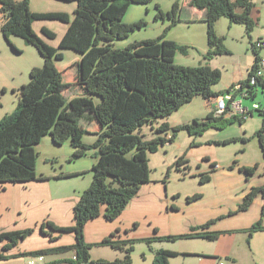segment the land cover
I'll use <instances>...</instances> for the list:
<instances>
[{
    "label": "trees",
    "instance_id": "16d2710c",
    "mask_svg": "<svg viewBox=\"0 0 264 264\" xmlns=\"http://www.w3.org/2000/svg\"><path fill=\"white\" fill-rule=\"evenodd\" d=\"M76 2L73 17L66 11H32L31 0H0L4 23L1 31L10 43L12 36L23 37L27 44L38 48L45 59L42 67L35 66L30 71V81L19 88L16 109L5 114L0 121V183H24L37 176L39 145L50 134L53 142L63 145L71 140L75 148L74 157L87 155L94 151L92 166L93 179L90 186L82 192L74 206V224L69 227L56 226L49 220L41 223V231L53 238V231L74 232L76 241L69 245L46 247L8 254L20 241L35 232L34 227L26 230L0 231V261L15 257L61 254L73 251L71 257H62L52 264H91L95 261L90 256L92 244L85 241V226L88 221L104 215L110 221L117 219L141 187L149 182V154L159 150L167 142H174L176 133L186 129L191 135L202 134L210 127L224 128L246 117L239 115H215L211 111L206 118L192 123L171 126L163 122L156 132L172 130L169 137L155 136L145 139L142 129L146 125L154 128V121L167 118L179 110L185 103H190L196 96L212 99L229 92L214 90L221 81L222 71L209 64L217 54L227 52L223 38L217 35L216 23L221 17L230 23L243 24L250 34L256 22L251 14L256 6L253 0H192L198 9H206L209 50L205 62L197 66L180 65L175 62L177 54L189 53V45L180 44L165 35L116 47L115 43L127 39L132 32L146 25L144 20L132 24L124 17L133 4H149L152 0H64ZM156 18H169L172 27L177 24L180 4L175 1L171 11L164 12L156 4ZM40 20H55L68 23L64 35L55 47L37 32L33 24ZM167 27V29L169 28ZM42 33L56 39V33L43 27ZM11 45H13L11 43ZM13 47L17 50L15 45ZM79 52L80 60L68 70L57 67L56 60L64 58V50ZM251 72L241 82L249 84L250 75L260 59L258 50ZM68 71V72H67ZM76 74L83 89V95L68 100L64 88L68 84L66 74ZM259 87L264 91V77L251 86L250 97L257 95ZM94 95L101 99L95 102ZM264 118V102L257 109ZM254 112H252L253 114ZM86 133L97 134L93 143L83 141ZM166 133V134H167ZM264 153V120L256 132ZM247 139V138H246ZM188 162L183 155L177 165ZM236 164V163H235ZM259 163L251 167L243 165L240 169L247 174H254ZM232 167L234 165H231ZM62 175L70 176L66 173ZM210 177L206 176L205 180ZM264 193V187H254L244 196L238 210H247L258 193ZM200 195L188 197L194 200ZM213 221L202 225L208 228ZM49 226V229H46ZM257 230H264L260 221L246 230L250 237ZM105 237L100 244L124 250L125 257L115 263L131 264V252L134 239L125 242ZM220 236L215 231H196L163 238H207L217 240ZM160 238V239H163ZM150 242L149 239H144ZM142 240V241H144ZM129 244V245H127ZM181 254L168 249H161L155 257V264H169L172 257ZM97 263H108L101 259ZM110 263V262H109Z\"/></svg>",
    "mask_w": 264,
    "mask_h": 264
},
{
    "label": "crops",
    "instance_id": "0c3cea01",
    "mask_svg": "<svg viewBox=\"0 0 264 264\" xmlns=\"http://www.w3.org/2000/svg\"><path fill=\"white\" fill-rule=\"evenodd\" d=\"M48 1H54L58 5H54L56 8H53L52 6L50 8L41 9L40 7H36L33 1H31V10L40 12L51 10L66 11L73 17L74 10L77 6L76 2L65 3L59 2L58 0ZM174 1L175 0H172V2ZM176 1L179 2L181 8L179 17L182 18V13L185 9H188L190 12V17H188L189 23L207 24L206 9H198L194 7L192 5V0ZM253 1L256 4V8L254 9L252 18L256 24L261 26V29H264V0ZM48 21L52 20L35 21L33 27L40 35H43L48 43L53 44L52 40H50L51 38L45 36L41 31L43 27H47L56 33V31L50 26L51 22ZM182 21H185V19ZM2 23H4V15L0 10L1 33ZM61 23L63 25L55 23L54 25L62 28V35L69 24L64 22ZM230 24V26H232L234 23ZM1 33L0 35H3V33ZM261 34L262 30L256 38L253 36L250 37L253 45ZM119 42L122 43V40L115 43L116 47H118L117 45ZM11 43L15 45L17 50L13 47V45H11ZM253 45L252 47H254ZM32 46L27 44L23 37L12 36L9 43L6 37L3 36L2 38L0 36V121L5 114H10L16 109L17 100L19 99V88L30 81L27 75L29 70L34 66H40L44 63L42 55L40 54V56H37V52L34 50V46ZM29 52L32 53L31 60L24 62V57ZM262 52L263 50H259V55H262ZM67 53V49H65L64 58H66ZM80 55L75 57L72 64L67 65L61 70L66 71L74 64H77L80 60ZM215 58L216 56L213 59ZM213 59L209 60V64L211 66L214 65ZM202 62H205L204 58L200 63ZM251 68L252 66L250 68L248 67L245 70L244 75H241L243 78L242 80H244L246 73L250 74ZM66 76L68 84L64 88V94L66 95L67 91L74 88L72 85H76L78 91L76 94H73L75 96L71 100L82 96L83 89L76 74L67 73ZM234 82L235 81H232L231 84L235 85ZM219 83L214 86V90H217ZM205 100L209 103H213L214 108L213 110H210L214 111L217 104L216 97H213L210 100ZM164 121L169 122L168 119ZM164 121H162V123ZM86 135L91 136L89 138L91 141H89V139L86 140ZM49 136L51 135H46L42 142L35 146L37 151L44 142L49 143L44 146L53 147L52 149L54 150V145L58 144L52 142V136ZM169 136V134H166V137ZM96 139L97 134L94 133H86L83 136V141L86 143H93ZM68 142L71 143V140ZM85 156L86 155L82 157ZM59 158V155H57V157L53 155L52 157L48 156L47 160L51 159V162H53L59 160ZM91 164L93 166V162ZM243 165L251 167L255 164L247 165L246 163H236L232 167L231 165L227 166L214 162L210 167V175H208L210 178L206 180L205 183L206 191L198 198L187 202L180 201L178 199H171L165 189V183L163 182L156 183L150 180L145 183L117 219L110 221L102 214L96 219L93 218L87 222L85 226V241L94 245V247L99 248L98 250L93 249L92 254H94V259L97 258V260L93 259L95 263L93 262L91 264H121L115 263V260L125 257L124 250L113 248L112 246H109V244H100L105 237H110L115 232H118L115 235L116 237L113 238L116 241L124 240L127 242L130 239L151 240L150 243L144 240V243H148L151 251L148 255L144 253V256L145 258L146 256L149 257L153 264H155L154 260L156 254L161 249H168L169 251L181 253L178 256L172 257L169 264H178L183 262V264H202L201 260L200 262H196L195 260L206 256H213L215 258L216 261L212 262V264H216L217 260L221 257H229L232 262L236 264L239 250V248H235L234 244L236 235L239 232L247 233L246 230L251 228L258 221H260L264 227V193L259 192L247 210H238L244 196L247 195L252 188L264 187V162L262 164L259 163L254 174H247L246 171L240 169ZM37 172V176H45L46 178H40L37 180L34 179L24 183H0V231L26 230L33 227L35 229V232L29 235L25 240L18 243L13 249H10L7 252L8 254L30 250L35 251L41 248H51L63 244L69 245L76 241V234L74 232L61 233L60 231H53V238L48 235L50 238L49 240L46 237L47 234L45 235L42 233L40 225L42 222L49 220L59 227L72 226L75 221L74 206L79 200L82 192L85 191L84 188H86V186L81 187V185H78L77 182L71 181L69 178L73 175H62V173L66 172L64 170L61 171V174L58 175V177L54 176L59 174L58 169H54L53 173H47L37 167ZM66 173H72V171H67ZM59 178L64 179L65 182H59L57 180ZM92 179H90L91 182ZM86 184L88 186L89 183ZM209 221L213 222L208 228H201L202 225ZM193 227H196V231L200 232H219L220 236L218 241L222 238H224L225 241L222 245H217V247L205 252L190 249H187L186 251L178 250L169 247L167 243L163 242V239H165L163 237L174 236L184 232L188 233L192 231ZM255 236L256 238H260V240L264 239V230H257L253 234V239ZM200 239L203 240L207 238ZM250 249L252 250L251 247ZM260 251L264 254V250ZM181 255L183 256L181 258L182 260L176 262L175 258L181 257ZM58 258L60 257L53 258L49 263H52ZM101 259L108 260L110 263L96 262ZM45 260L46 259H44V261ZM0 262H7L6 264H29V257H15L5 261L1 260ZM224 263L226 264L225 261ZM131 264H134V262Z\"/></svg>",
    "mask_w": 264,
    "mask_h": 264
},
{
    "label": "rangeland",
    "instance_id": "374dc122",
    "mask_svg": "<svg viewBox=\"0 0 264 264\" xmlns=\"http://www.w3.org/2000/svg\"><path fill=\"white\" fill-rule=\"evenodd\" d=\"M31 1H33L36 7H40L41 9L50 8L52 6L53 8H56L54 7V5H58L54 1L48 0ZM58 1L65 3L70 2L64 0ZM174 2H172V0H152V2L147 5H132L129 8V11H127L124 17V21L132 24L134 22L144 20L146 25H144L140 29H136L130 34L127 39L122 40V43L119 42L117 46L124 47L127 44L136 41H141L144 39H155L159 36L161 37L162 35H165L168 39H172L178 43L187 44L190 46L188 54H183L180 52L177 54V58H175L177 64L189 66L199 65L201 60L205 58L209 50V40L207 33L208 24L205 25L202 23H189L188 17H190V12L188 11V9H185V11L182 13V18L179 17L181 11L178 13L177 24H174L172 27H169L172 23L169 18H166L164 20L156 18V4H159L164 12H168L171 11ZM255 8L256 7H254V9ZM184 19L185 21H182ZM48 22H51V28L54 29L57 33L56 35H58L55 40L54 38L50 39L52 40V43L55 45V47H57L65 32L61 35L62 28L59 26H55L54 23L58 25L63 24L55 20ZM230 25L231 24L227 18L220 17L216 23L215 29L217 35L220 36V38H223V46L227 50V52H224L223 54H217L216 58L213 59L214 65H212L213 67L219 68L223 73L221 81L217 86V90L223 92L228 89V86H232V81H235V84L241 82L243 79L241 75H244L245 70L248 67L250 68L251 66H253L256 60V51L254 49L255 47H252L253 44L250 40V37L253 36L254 38H256L258 34H260L261 30L262 32L264 30L263 28L261 29V26H259V24H255L254 30H252V32L248 34L246 25H237L235 23L232 24V26ZM167 27L169 28L167 29ZM0 36L3 38L4 34ZM33 48L37 52V56H40L41 53L39 52L38 48L36 46H34ZM257 50H263L262 55H264V49ZM67 52L68 53L66 55V58L56 60L57 67L59 69H63L67 65L72 64L75 57H77V55H80V53L75 50L67 49ZM31 54V52L26 54V56L24 57V62H28L29 60H31ZM42 60L43 62H45V59L43 57ZM43 64L37 66L42 67ZM34 67H32V69ZM30 71L31 69L27 73L29 79ZM248 74L246 73L245 78ZM72 86L74 88L66 92V97L68 98V100H71L75 96L73 94H76V92L78 91L76 85ZM256 92L257 95L254 98L247 96L241 97V99L244 100L245 106L253 108V105L255 103L261 104L262 102H264L263 88L259 87ZM94 97L96 102L101 101L98 95H94ZM213 108V103L207 102L203 98V96H196L190 103H185L179 110H177L175 113H172L167 118H159L154 121V128L151 127V125H146L145 127H143L142 134L144 135L145 139H151L155 136L166 137L167 131L158 134L156 132V128H158L162 124V121L168 119L170 125L172 124L173 126H177L179 124L187 122L192 123L195 118H197L198 120L206 118L207 115L213 110ZM252 110L254 112L252 115H239L241 117H246V119H244L242 122H232L226 125L224 128L210 127L204 133L195 135H191L190 132L186 129L178 131L176 133L174 142H167L165 145L160 146L158 151L149 154V181L151 180L156 183H165V189L167 190L168 195L169 197H171V199H178L180 201L187 202L191 201L188 199V197H192L196 194L201 196V194L206 191L205 179L206 176L210 175V167L214 162L227 166L234 165L235 163H246L247 165L256 163L262 164L264 162V153L261 142L256 136V132L261 129L264 118L258 110H255L254 108ZM226 117H228V115H226ZM171 133L172 130H169L167 134L171 135ZM90 137V135L85 136L86 140ZM89 141L91 140L89 139ZM45 144L49 143L44 142L38 148V151L36 150L39 153L37 167L47 173H53L54 169H58L59 174L54 175L56 177L61 174L62 170L66 172L72 171V173H64L73 175L69 179H71V181L73 182H77L78 185H81V187L86 186V188H84L86 190L90 186V179H92L93 176V173L91 171V163H94V161H96L94 160L96 159L94 157L95 150L92 149L88 151L85 157H74L73 154L75 148L72 146V142L70 143L66 141L63 145H54V150L52 149L53 147L44 146ZM53 155L55 157L59 155V160L53 162H51L52 158L47 160L48 156L52 157ZM183 155L188 162L177 165V160ZM57 180L59 182H65L64 179L59 178ZM86 183H89L88 186ZM48 227L49 226H46L47 229ZM116 233L118 232H115V235ZM115 235L113 236V238L116 237ZM178 235L180 234H177L175 236ZM46 237L50 240L48 235H46ZM224 241V238L218 241V239L202 240L198 237L186 239L184 237L177 239H163L164 243H167L169 247H172L174 249L184 251L190 249L197 250L199 252L209 251L214 247H217V245H222ZM234 244L236 249L239 248L237 255L238 260L236 264H264V254L260 251L264 250V239L260 240V238H256V236L253 239V235L252 237H250L249 232H239L236 235ZM250 247L252 248V250L250 249ZM93 249L98 250L99 248L94 247V245L91 246L89 253L92 259H94V254H92ZM150 252L151 251L148 243H144V241L142 240L134 239L133 250L130 254L131 262H134V264H153L149 257L146 256L145 258L144 256V253L148 255ZM72 255L73 251L53 255L46 254V260L44 262H39L38 264H52L49 262L55 257L65 258L71 257ZM26 257L30 258V256ZM182 257L183 256L181 255V257L175 258L176 262L182 260ZM221 258L226 262V264H234L229 257ZM94 260H97V258H95ZM200 260L202 264H212V262L216 261L213 256H206L201 259L198 258V260L196 259L195 261L200 262ZM6 263L7 262H0V264Z\"/></svg>",
    "mask_w": 264,
    "mask_h": 264
},
{
    "label": "built area",
    "instance_id": "2783aa9c",
    "mask_svg": "<svg viewBox=\"0 0 264 264\" xmlns=\"http://www.w3.org/2000/svg\"><path fill=\"white\" fill-rule=\"evenodd\" d=\"M255 49H264V30L261 36L254 42ZM251 72V70H250ZM264 77V55L260 56V59L257 61V66L253 70V74L250 75L249 84L244 86L242 82L236 83L233 85L229 92L224 95L216 97V108L214 110L215 114L218 116L221 115H243L249 116L252 115L253 108L257 109L260 107V103H255L251 109L248 106H245L244 100L241 99L243 96L250 97L251 86H255L258 83V79ZM45 257L43 255L39 256H30L29 264H38L43 262ZM216 264H225L223 259H218Z\"/></svg>",
    "mask_w": 264,
    "mask_h": 264
}]
</instances>
